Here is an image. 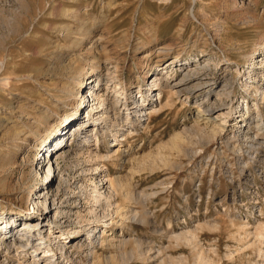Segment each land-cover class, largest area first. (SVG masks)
<instances>
[{"label": "rangeland", "instance_id": "374dc122", "mask_svg": "<svg viewBox=\"0 0 264 264\" xmlns=\"http://www.w3.org/2000/svg\"><path fill=\"white\" fill-rule=\"evenodd\" d=\"M190 58L195 65L190 66ZM261 62L264 0H0V215L17 219L7 229L18 237L29 219L26 213H35L31 221L41 213L45 218L46 192L64 186L65 179L75 180L84 158L59 160L61 176L56 171L51 181V155L62 145L67 144L65 150L77 145L78 135L70 132L84 118L91 129H100L93 131L98 141L93 138L87 148L95 152L97 146L112 156L85 169L98 165L125 187L114 185L111 198L105 193L101 199L94 191L101 183L90 172L66 189L75 193L79 211L67 225L82 230L85 239L82 247L71 246L73 264H264V233L255 229L264 224V179L254 171L251 181L243 179L234 154L213 144L221 132L214 138L203 120L206 113L197 117L195 103L205 99L200 89L206 87L195 86L199 79L182 82L185 73L193 79L196 74L209 90L215 87L209 98L217 102L213 117L234 104L240 106L239 118L247 120L252 115L241 110L248 103L254 120L264 118L256 105L264 112V70L254 79L259 92L245 84ZM244 69L249 72L245 79L238 73ZM99 77L98 95L107 96L106 107L113 108L103 122L94 120L86 95ZM109 78L121 80L122 88L108 90ZM190 86L196 88L187 99ZM222 86L232 97L217 98ZM160 93L159 113L148 111L141 120L130 115L150 109ZM135 95L140 102L126 99ZM81 103L87 108L83 113ZM231 116L228 124L234 129L237 114ZM70 117L67 126L78 122L62 130ZM54 126L59 136L52 134ZM226 171H233L236 180L230 182ZM96 220H108L96 232L105 238L103 245L97 238L86 239ZM4 229L5 223L0 232ZM11 256L5 264L32 263L23 255L17 254L19 262Z\"/></svg>", "mask_w": 264, "mask_h": 264}, {"label": "bare ground", "instance_id": "6f19581e", "mask_svg": "<svg viewBox=\"0 0 264 264\" xmlns=\"http://www.w3.org/2000/svg\"><path fill=\"white\" fill-rule=\"evenodd\" d=\"M86 32H87V30H86ZM186 59H188V58H186ZM175 60H176L175 63H177V61H178L177 58H175ZM191 61H192V63H191ZM188 63H190V66H193L196 64V59L190 58V62L188 61ZM230 64H231V62H230ZM258 64H260V65H258ZM262 64H263L262 62L257 63L255 65L256 68L252 67V68H254L251 70L252 76L250 75V77H248L246 79L247 82L245 83L246 87H249V88L251 87L254 91L256 90L257 92H259L261 89H258L259 87L254 86L257 83V81L254 79L257 78L258 73H256V72L258 70H264V65L262 66ZM190 66L188 64V67H190ZM200 68H202V67H200ZM247 69L250 72V67H248ZM247 69L241 70V72L238 71L239 74H242V77L245 75V77H243L244 79L246 78V74L249 73L247 71ZM203 73L205 74V72H203ZM261 73H263V76H264V71H262ZM198 76L195 74V78L193 79V75H190L189 73H185L182 82L186 83L188 81L191 82V81H195V79L196 80L199 79L198 82H195L196 83L195 86L196 87H201V86L206 87V88L201 87L202 89H200L201 91L204 92L205 99H202L200 102H195V103L197 104V107H196L197 111H198L197 117H199V118L203 117L204 116L203 114L206 113L207 116L203 120H205V124H207V127L210 129L209 131L214 136V138H216V136L219 135V133L221 132V134L218 136V138L214 139L215 142L213 144L214 145H216V144L220 145L221 149L222 148L229 149L234 154V156H235L234 160L236 163V164L234 163V165H237V171L239 170L240 175L243 179L247 178L248 182L251 181V180H249V178H251L253 176V175H251L252 171H254V174L259 173V176L260 177L262 176L261 178L264 179V141H263V139H264L263 138V136H264V118L263 117L260 118V116H259V119H258L256 116V118L254 120L253 109H250L248 103H246V105L242 106L241 112H243L242 114H244V116L246 114L252 115L249 117V119H247L250 121L239 118V117H241L238 115L239 110H240V106H237L235 108V107H233L234 104L228 105V107H226V109H223L222 112H220L217 116L213 117L212 115L215 112L214 105L216 106L217 102L211 104V101H209L210 100L209 98L211 96H213V94H211V92H213V89L215 87L211 88V90H209V87H210L209 83L208 82L203 83L204 79H201L200 76L199 77ZM101 82H103V79H100V77L98 79H96L95 83H98V84L94 87L91 86L89 89V93L86 94L87 98L89 99L88 100L89 106H91L92 110H94L93 112H95L94 120L98 121V122L99 121L103 122L106 117L109 118V115H106V114L109 113L113 109L112 106H111V108L106 107L110 101L107 96L105 97L104 94L99 96L100 95L99 90L102 86ZM107 82H108V88H107L108 90L111 88H113L114 90H118V89L122 88V81L121 80L115 81L114 78H109L107 80ZM181 85H184V84H181ZM195 86H190L187 89V92H188L187 93V95H188L187 99H190L193 96L192 90H193V87H195ZM207 87H208V89H207ZM153 90L155 92L158 89L152 88V91ZM170 90H172V88ZM154 92L152 94L153 97L156 96V94H154ZM221 92H224V93H221ZM140 93H141V91H140ZM174 93L179 95L180 92L175 91ZM215 93H216L217 98L222 97L224 95L227 96L226 98L232 97L231 93L228 92V90H226L225 88H223V86L221 87V89H219ZM118 97H120V96H118ZM142 97L145 98L144 95ZM128 98L136 99L137 101L140 102L139 99L141 97L138 98L137 95H135V97L127 96L126 99H128ZM144 98H143V100H144ZM262 100H264V93L262 95ZM115 101H114V103H115ZM218 101H219V99H218ZM91 103H94V104L91 105ZM125 104H126V102H125ZM238 104H239V101H238ZM256 105L258 108H260V111L262 113H264L262 110L263 107L259 106L258 103ZM78 106H80V108H82L84 106V103H81ZM221 106H223V104ZM135 108H137V107H135ZM162 108H163V97H162V94L160 93L158 96V100L156 99V103H154L150 109H148V110L142 109L140 111L136 110L133 113H130V115L132 114L133 118L141 120V119H144V116L149 114L148 111H150V113L155 112L157 114V112L160 111ZM86 109L87 108H85V109L82 108L80 110L83 113V111ZM254 110L256 111V109H254ZM233 112L235 114H237L235 119L232 118L234 122H232L231 124H232V126H234V129H232V127L229 126V124H228V120L231 119L230 116L232 115ZM256 114H258L257 111H256ZM71 119H72V117L65 118L63 120L62 130L68 129V131H69L70 128L73 127V124L78 122V119H75V121H76L75 123L70 122L72 124L67 126L66 125L67 122H69V120H71ZM83 119L84 118H82L78 122V128L76 129V132H74V133H73V131H72V133L70 132V134H72L71 136H73L75 133L78 135V138L80 140L79 139L76 140V141H78L77 145H73L72 147H70L69 150H65L67 148V144H66V145H62L61 147H59L57 149L55 148L54 152L52 151L53 153L51 155V160H52V162L54 160V162H53L54 175H53V178L51 181H53L55 179V175H56L55 172L56 171L61 176V172L59 171L60 168H59V164H58L59 160H65L66 158L72 156L75 158H82V159L84 158V162H83V165L80 164L81 167H79V168L77 167L78 169L76 170V178L73 182L67 181V179H65L64 182L62 181L63 183H65L64 186H59V188L55 191L46 192V195L44 197L49 201V207H48V211L46 212V217L44 218L42 216L44 213H41V216H39V219L31 221L30 219L35 218V216H36L35 213H34V215L30 214V213H26V214H29L27 216V218H29V219H26V221H24L21 224L19 229L22 232H20L19 233L20 236L17 237L16 234L13 233L12 228L10 230L7 229L12 223L16 222L17 219L11 221V218L8 219L4 216L1 217V215H0V227L4 223L6 224V230L4 229L3 231L0 232V264H5L6 261L8 260V256H11V254H12V256L10 257V259L12 258L16 262L20 261V259H18V256H17V254H18L20 256L23 255L22 259L26 258V260H32L31 264H73L72 263L73 258H72V255H70V254H72L74 251H72L73 247H71V246H74V249L76 247H78L77 245H80V247H82V245H84L85 239L82 238V230L74 229L73 225H67L69 223L71 224L72 216L74 214H79V211L76 209V207H74V205L77 204V202L75 200V197H76L75 193L69 194V193H67L68 190L66 191V189H71V188H73L74 185H77V183L79 181H84L90 172H92V174H94V176H96V179H98V181L101 183V185H100L101 187H99V188L94 187V189H95L94 191H95V193H97L96 195L99 197H102V196L104 197V194L107 193V195L105 194V196H106L105 198L108 200L111 198L112 192H114V190H115L114 185H118V187L120 189H123L125 187L124 184L113 183L114 182L113 179L110 176L104 175L106 171L100 170L98 165L96 168H93V169L92 168H89V169L86 168L85 169L86 165L91 166L92 164H98L102 161L111 160L112 156H111V154L110 155L107 154L109 151H106V154L100 153V151L98 149L99 147H97V146H95V149H94L95 152L92 151L91 149L87 148L89 146L88 145L89 142L91 140H93V138L96 139L95 141H98V135H97V133L93 134L94 133L93 131L97 132V131H100V129L97 128V125H94V130H93V127L91 129V126H89L88 121L83 120ZM133 121H135V120H133ZM252 121H254V122L252 123ZM208 124H210V125H208ZM251 125H254L255 128L251 127ZM54 127H55V129H53L52 134L59 131L58 130L59 128L57 126H54ZM228 127H229V131H228ZM34 129H36V128H34ZM129 131L130 130H128L129 134L132 133ZM34 133H36V132H34ZM83 133L85 136L84 137L80 136V134H83ZM202 133H203V131H202ZM58 134L59 133H57V134L55 133L54 137L59 136ZM15 135L17 136V138H19V133L15 134ZM62 136H64V135H62V133H61L59 139H61ZM257 138L258 139L260 138L259 142L255 141ZM48 139L49 138L46 137L45 141H48ZM56 140H58V139H56ZM228 146H230V147L227 148ZM219 153H220V151H219ZM226 158H228V157H226ZM224 162H226V161H224ZM250 163L255 164V166L257 167L258 170L249 169ZM223 165L226 166L227 162ZM213 171H214V169H213ZM73 172H74V170H73ZM227 172L228 171L225 172L226 177H228L230 179V182L235 181L236 180V179H234L235 176H233V174H232L233 171H229L231 174L227 173ZM50 177H52V176H50ZM218 178H220V176ZM72 190H71V192H72ZM101 190H104V191L101 192ZM107 190H109V191H107ZM125 196H127V195H125ZM103 197L101 199H103ZM93 199H96L97 203H99L101 201V199L96 198V197H94ZM95 212H96V209L94 211H92L91 213H95ZM53 215H54V218H58L63 225H61V224L58 225L57 223H55V221L53 223V220H52L53 217L52 218L50 217ZM260 217H261V215H260ZM104 221L105 220H102V221L96 220L93 225L89 226V228L91 229L90 234H89L88 238L86 237L88 242H90L91 237H92V239L97 238L100 245H103L105 243V238H103L102 236L100 237V236L96 235L98 227L101 226L103 228V226H107V224H104V225L102 224V223H104ZM99 222H101V224ZM105 223H108V220H106ZM57 225L60 226V228H56L55 226H57ZM263 228H264L263 222H261V224L259 223L258 227H255V229H257L259 232L258 234H260V235H263V233H264V232H262ZM58 229H59V231H57ZM99 233H104V231H102V232L99 231ZM256 233H257V231H256ZM259 236H257V237H259ZM44 237H46V241H45ZM75 242L77 245H73ZM91 244L92 243H90V245ZM87 248L89 251H92L95 247L88 246ZM14 251H16V253L13 254ZM40 251L43 252V254H41ZM1 253H4L3 254L4 258H2ZM1 258H2V260H1ZM7 263L9 264V261Z\"/></svg>", "mask_w": 264, "mask_h": 264}]
</instances>
